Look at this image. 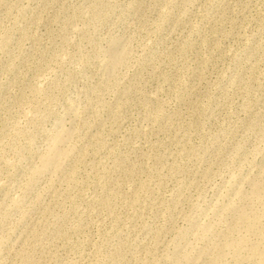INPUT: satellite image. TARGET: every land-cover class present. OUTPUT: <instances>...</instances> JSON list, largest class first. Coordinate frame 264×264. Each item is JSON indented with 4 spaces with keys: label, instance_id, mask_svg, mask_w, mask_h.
Masks as SVG:
<instances>
[{
    "label": "rangeland",
    "instance_id": "obj_1",
    "mask_svg": "<svg viewBox=\"0 0 264 264\" xmlns=\"http://www.w3.org/2000/svg\"><path fill=\"white\" fill-rule=\"evenodd\" d=\"M0 264H264V0H0Z\"/></svg>",
    "mask_w": 264,
    "mask_h": 264
}]
</instances>
